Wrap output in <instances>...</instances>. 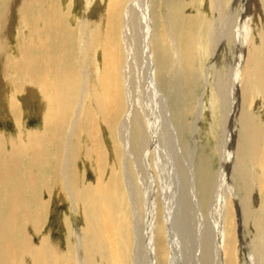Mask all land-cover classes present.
Returning <instances> with one entry per match:
<instances>
[{
    "label": "bare ground",
    "instance_id": "obj_1",
    "mask_svg": "<svg viewBox=\"0 0 264 264\" xmlns=\"http://www.w3.org/2000/svg\"><path fill=\"white\" fill-rule=\"evenodd\" d=\"M180 2L167 1L164 6L168 13L164 17L161 0H108L103 30L97 28L98 31L91 33V22L83 23V28L87 29L85 34L91 35L89 42L87 40L89 47L92 46L91 53L98 49L102 56L100 68L97 66L100 73L99 87H96L90 84L87 60H77L75 42L79 29L71 27V12L62 11L61 0H0L2 34L10 32L9 21L19 8L20 25L28 35L25 41H29L24 48L28 64L8 61L0 46V85L12 88L14 95L25 98L34 97L37 92L47 104L42 132L29 133L27 142L16 147L22 142L19 135L18 141L9 143L8 151L4 140L0 141V264H95L91 263L92 258L99 262L97 264H141L144 259L149 260V264L179 262L181 245L176 243L174 233L178 224L175 218L177 191L173 183H169V190L166 184L172 181L170 172L175 168L177 155L174 151L177 144L170 138L169 128L175 134L177 130L171 119L169 102L172 100L160 95L154 82L162 83L173 71L175 61L171 53L180 60V66L184 64L183 69L190 76L188 63L192 60L193 44L202 40L210 48L213 39V29L205 17L199 13L182 14L184 5ZM252 8L254 11L255 7ZM241 17L245 20L241 25L234 26L235 21L222 23L220 32L228 38L223 36V40L218 41L222 40L221 47L228 52L230 45H234L231 57L237 66L240 95L248 106V111L240 114L243 122L235 149L234 171L240 182L237 196L242 200L243 219L247 220L244 231H248L249 242L264 264V123H257L250 116L255 96H261L264 105V44L260 32L257 36L260 45L254 44L256 36L252 28H247L245 13ZM135 67L137 71L133 75ZM140 73L142 78L146 77L141 93ZM166 80L171 89V79ZM86 99L94 102L91 111L83 110ZM10 110L13 117H19L18 103L12 101ZM128 125L133 129L130 132ZM102 133L111 140L112 162L108 159ZM81 138L86 140L85 146H81L82 142L79 144ZM80 157L96 168L95 184L83 183L79 187L74 183L72 174L77 170ZM185 163L180 162L178 170L185 167ZM180 171L185 173L183 169ZM57 188L82 212L85 223L83 235H77L76 246L61 254L46 238L34 244L27 235L28 228L36 235L44 230L51 210L49 203ZM146 191L151 194L154 212L153 216L143 215L144 223L148 221L144 231L136 223L146 207ZM164 191L172 204H164ZM45 194L49 195L48 200L43 199ZM227 204L223 209L225 214L217 223L221 224L215 240L217 261L218 264H244L238 258L241 250L237 251L239 242H244L239 233L242 225L232 203ZM148 227L152 230H147ZM184 239L187 240L186 236ZM141 244L146 250L145 257L140 251ZM201 253L204 256V252Z\"/></svg>",
    "mask_w": 264,
    "mask_h": 264
},
{
    "label": "rangeland",
    "instance_id": "obj_2",
    "mask_svg": "<svg viewBox=\"0 0 264 264\" xmlns=\"http://www.w3.org/2000/svg\"><path fill=\"white\" fill-rule=\"evenodd\" d=\"M167 1L169 0H161V5L164 6ZM179 1H181L179 3L181 6L184 5V13L182 14L193 16L199 13V15L205 17V19L208 21V24L210 25V28L213 29V33L211 36V39L212 37L213 39L209 44L210 48L208 45H205V42L202 40L195 42L196 45L193 44V53H190V55H192V64L188 63L189 68H191L190 76H188L186 74V71L183 69L184 64L180 66V60H176L177 56L171 53L175 61V69L173 68V71L168 77L163 78L162 83L157 80L156 82L158 83L154 82L156 88H158L159 94L167 97L168 101H173L169 102V106L170 112L171 114H173L171 115L172 123L175 122L177 131L176 134L171 128H169V131L171 133L170 138L173 137L174 142L177 144V148L174 146L176 148L174 151L177 152V155L175 157L177 166L175 165V168L178 167V164H180V162H186L185 164L188 165H186L185 167L181 166L179 170L178 168L177 170L175 168H172V173L170 172V180L172 181L169 182L168 180V182H166V184L168 185V190L171 186H169V183H173L176 186L177 191L175 193V197L177 196V217L175 218H177L178 224L176 223V229L173 227L175 229H173L175 231L173 232L177 237L176 243L178 244L179 242V245H181L182 247H180V253L184 252L182 254L178 253L181 256H177L179 260L177 264H209L208 261H211L210 264H218L217 245L215 243V240L217 237V232H220L221 224L217 223L219 221V218L222 217V214H225V211H223V209L226 203H232L234 210L236 209V215H238L237 220H240L239 224L242 225L240 227L241 231L239 230V233L241 234L244 242L243 244H241V242H239L238 244V253H240L239 251L241 250L238 258H241V261L244 264H261V258H259L257 252L254 251L253 246H251L249 242V237H247L248 235L246 233L248 231H246V233L244 231L247 229V220L245 218L243 219L244 213L243 211H241L243 209L242 200L241 198H238L239 196H237L238 190L240 188V182L238 181L236 173L234 171V165H236L235 158L237 154L235 153V149L237 146V139H240L241 125L243 122V120H241L242 116L240 117V114L242 115L245 111H248V106L244 103V97L240 95V80L238 79L236 72L237 66H235L236 62L231 57V54H233L234 45H230L229 52L225 47H221V41L223 40L221 37L226 35H222L223 33L220 32V28L224 21V24H229L230 22L235 21L234 26H236V24L241 25V23L245 21L243 20L241 15L245 13V19L248 22L247 28H252L253 36H256L254 44L260 45V42L257 38L259 32L263 35L262 37L264 44V0H178V2ZM107 2L108 0H61L62 11L67 13V11L69 12L70 10L71 12L69 18L71 27L79 29L75 42V45L78 46H75V55L77 57V60H80V58H82V60H87V64H89L88 67L90 72V84L96 85V87H99L97 78L99 76L100 69H98V67L100 65V62L102 61V56L100 54V50L98 49L96 51L98 52V55L96 54V52L91 53L92 46L89 47V45L87 44V40L89 42V38L91 35L88 33L85 34L87 29L83 28V23L91 22V26L89 28L91 33L92 30H96L97 28L98 30H103L106 23L105 8ZM164 7H162V9L160 10L162 11V15L165 17L168 13V8L165 7V9ZM212 7L214 8V10L212 9ZM252 7H255L254 11L252 10ZM20 10L21 9L19 8L16 9L13 14L14 18H11L9 21V33L7 32L6 34H2L3 29L0 28V41L3 40L1 41L2 43L0 42V46H3L2 49L1 47L0 49L3 52H1L3 56H8V61L10 59L15 61L16 63H21L22 61V64H28V54L24 48H26V45L29 44V41H25L28 35L23 33V26L20 25ZM217 10L218 12H216ZM227 31L229 32V29ZM82 33L84 34L81 35ZM80 38L82 39V41H80ZM219 39L222 40L219 42ZM231 39L233 40V38ZM235 42L236 41H234V44ZM231 43L232 42L230 41V44ZM35 45L37 46V42H35ZM4 47L5 50L3 49ZM223 53L225 55H223ZM178 66L180 67V69ZM136 71L137 67H135L133 75ZM148 77H150L149 73ZM139 78V91L141 93L143 92V79L146 77L144 76L142 78L140 73ZM155 78L158 77L155 76ZM166 79H171V89H169V80L167 81ZM151 84H153V82H151ZM158 84H160V86ZM168 91H170V95H167ZM13 93L14 92L12 88L0 85V141L3 142L4 140L7 151L9 148V143L11 141H18L20 137L19 135H22V142L16 144V147H19V145L21 146L23 142H27L29 133L43 131V119H45L44 110H47L46 102L39 98L37 92L36 94H34V97L28 95V98L21 97L20 95H14ZM12 101L18 103L20 106L21 112L18 118H15L12 114H10V105ZM80 101L81 99L78 100V103ZM91 101L92 103L88 99L85 100L83 110L86 109L91 111L92 104L94 103L93 100ZM250 106V116H253L257 123L263 124L264 105L261 103V96H255L252 105ZM78 107H80V105ZM241 111H243V113H241ZM129 127L130 125L127 126V129L130 132L133 129ZM167 131L168 129L164 130V132ZM177 135L179 136L178 139L176 138ZM101 137L105 147L108 148L110 157L108 159L112 162L113 153L111 151V140L105 133H102ZM80 140L81 141H79V144H81L82 142L81 146H85L86 140L84 138H81ZM0 153H2L1 149ZM182 169L185 170L184 174L180 173V170ZM72 176H74L75 178L74 183L76 184L77 182L78 186L81 187L83 183L95 184V182H97L96 178L98 177V173L93 164L87 162L84 157H80V159L77 161V170L75 171V174H72ZM199 178L200 180H198ZM58 191V188L54 189V192L52 194V202L50 201L49 203L51 210L44 230L36 235L32 230L28 228L29 233L27 235H29V237L33 239L34 244H39L42 238H46L48 240V243L59 254H61L67 252L69 249H73L74 246H76L75 244H77L79 237L77 235H83L82 233L85 228V223L83 220L82 212L80 210H77V207H75L70 201L66 200L64 194L61 195ZM149 194V192H145L144 205L146 207L144 208V211L141 210L142 216L141 220L139 219V221L141 222L138 223L139 221H137L136 217H133V220L135 219V223L137 221L136 224L142 227L144 231V226L148 224V221L146 224L144 223L145 219L142 218L143 215L148 214L149 216H153L154 212V204L150 199L151 194ZM43 196V199H49L48 194H45ZM166 196H168V194H166L165 192L163 196L164 204L165 202L166 204H172V199L170 202H168L169 200ZM148 198L150 201L148 200ZM239 201L241 202V204H239ZM167 207L168 206H166V210ZM239 210L241 211V213ZM141 224L143 225L141 226ZM137 225L136 229L139 228ZM152 225L153 223H151L150 218L149 226L152 227ZM172 226L170 225L171 229ZM151 227H148L147 230L151 231ZM185 236L187 240L184 239ZM214 237L215 239H213ZM209 242L212 243L210 244ZM205 243L206 246H203ZM142 245L143 244H141L140 251L143 257H145L146 250L142 247ZM185 246L186 248H183ZM201 252H204V256ZM209 253L212 255H210ZM206 254L209 255L207 256ZM199 255L202 256L200 257ZM177 258L175 256V259ZM238 260L240 261V259ZM143 261L144 262H141V264H149V260L148 262L147 260L145 261V259ZM96 262L97 261L94 258L91 259V263H99Z\"/></svg>",
    "mask_w": 264,
    "mask_h": 264
}]
</instances>
